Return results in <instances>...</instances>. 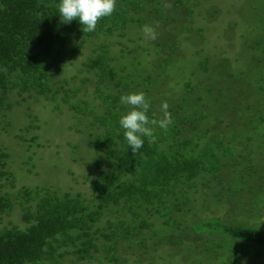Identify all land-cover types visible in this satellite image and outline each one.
Here are the masks:
<instances>
[{
    "label": "rangeland",
    "instance_id": "rangeland-1",
    "mask_svg": "<svg viewBox=\"0 0 264 264\" xmlns=\"http://www.w3.org/2000/svg\"><path fill=\"white\" fill-rule=\"evenodd\" d=\"M133 2L140 8L129 13L132 23L123 36L115 33L98 40L104 58L123 76L121 82L132 90L146 87L148 95L159 97L160 109L167 102L172 117L189 110L196 113L193 120L205 114L195 130L204 134L201 144L213 146L223 132L243 139L251 131L264 142V0ZM125 4L116 0V8ZM146 24L155 28V41L145 38ZM88 52L89 47L84 55L64 56L62 76L69 87L80 89L77 97L100 114L93 81H82L90 76L81 64ZM6 116L4 126L0 123V148L14 188L4 184L0 193L46 187L90 198V183L108 164L90 143L91 127L79 129L80 116L42 97L38 103L31 99L13 105ZM236 152L227 159L236 176L229 173L224 179L229 186L218 187L210 175L208 184L201 177L193 180V189L170 186L169 196L154 208L157 214L145 217L149 229L133 238L132 248L121 249L120 256L129 264H264V245L224 232H264V147L243 141ZM15 207L9 215L0 214V228L25 226ZM70 260L66 256L65 264L74 263Z\"/></svg>",
    "mask_w": 264,
    "mask_h": 264
},
{
    "label": "trees",
    "instance_id": "trees-1",
    "mask_svg": "<svg viewBox=\"0 0 264 264\" xmlns=\"http://www.w3.org/2000/svg\"><path fill=\"white\" fill-rule=\"evenodd\" d=\"M122 1L126 4L100 19L95 31L84 33L78 20L61 22L57 7L60 0H0V123L4 126L13 105L20 106L31 99L38 103V97L51 103L58 101L80 116V130L91 127L90 143L108 164L90 183V198L46 187H21L0 193V214L9 215L16 206L25 225L0 228V264H65L66 256L72 257L71 264H129L119 251L132 248L133 238L149 229L145 217L157 214L154 208L163 203L161 198L169 196L172 187L193 189L190 184L198 177L208 184L206 175L218 187H227L224 179L229 173L235 176L228 157L234 158L243 141L257 149L264 147L253 131L244 133L243 139L223 132L213 146L201 144L204 134L195 130L206 115H197L193 120L196 113L189 110L188 115L185 112L184 116H171L177 124L171 123L167 131L156 127L155 143L142 137L143 146L132 153L119 125L120 117L131 108L121 103V96L143 92L150 101L149 118H159L162 113L159 97L148 95L146 87L127 88L121 82L123 76L114 72L112 61L104 58L100 47L101 37L115 33L123 36L132 23L129 13L140 8L134 0ZM87 47L89 52L81 64L90 76L82 81L84 85L93 81L100 114H95L90 102L78 98L80 89L69 87V80L62 76L64 56L70 55L71 59L84 55ZM4 153L0 148V188L4 184L14 188L5 170ZM165 190L168 194L162 195ZM224 232L246 243L264 245L261 231L236 228Z\"/></svg>",
    "mask_w": 264,
    "mask_h": 264
},
{
    "label": "clouds",
    "instance_id": "clouds-1",
    "mask_svg": "<svg viewBox=\"0 0 264 264\" xmlns=\"http://www.w3.org/2000/svg\"><path fill=\"white\" fill-rule=\"evenodd\" d=\"M58 16L62 23L68 24L78 20L84 33L95 31L98 21L104 17L111 16L116 10V0H60ZM142 32L146 39L155 41L158 34L151 25H143ZM122 104L129 105L131 110L119 119V125L124 130V138L135 154L144 144L142 137L148 138L149 143L156 142L154 129L158 127L167 131L172 122L171 114L168 112L169 105L162 102L159 118L150 119L147 115L150 101L143 92L123 95L120 98Z\"/></svg>",
    "mask_w": 264,
    "mask_h": 264
}]
</instances>
